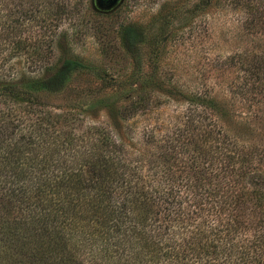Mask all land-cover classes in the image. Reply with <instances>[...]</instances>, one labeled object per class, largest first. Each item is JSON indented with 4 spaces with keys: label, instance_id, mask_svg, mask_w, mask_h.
Wrapping results in <instances>:
<instances>
[{
    "label": "trees",
    "instance_id": "1",
    "mask_svg": "<svg viewBox=\"0 0 264 264\" xmlns=\"http://www.w3.org/2000/svg\"><path fill=\"white\" fill-rule=\"evenodd\" d=\"M78 5L0 0V69L24 56L42 70L0 72V264H264V143L230 133L220 101L194 94L184 126L134 144L100 125L81 129L82 112L49 102L73 72L98 67L73 53V32L98 34L113 18L92 12L59 31ZM177 14L162 15L155 47ZM112 25L130 53L150 43L136 23ZM58 35L67 44L54 58ZM232 64L244 70L235 97L260 99L264 52L232 54Z\"/></svg>",
    "mask_w": 264,
    "mask_h": 264
},
{
    "label": "rangeland",
    "instance_id": "2",
    "mask_svg": "<svg viewBox=\"0 0 264 264\" xmlns=\"http://www.w3.org/2000/svg\"><path fill=\"white\" fill-rule=\"evenodd\" d=\"M18 1L22 0H10ZM71 1H77L81 9L73 8L72 17L63 21L59 31L70 26L72 32L95 12L113 14V18H101L103 29L98 34L95 28L85 27L73 32V53L98 67L73 72L67 92L48 99L82 112L76 121L81 129L100 125L134 144L144 132L155 128L158 141L186 124L195 108L191 105L195 94L221 102L228 112L222 122L230 133L264 143V94L260 99L235 97L244 70L232 64V54L264 52V0H212L198 9L195 5L200 0H120L110 8L100 7L97 0ZM53 2L57 0H50ZM174 10L178 14L170 33L155 47L152 38L162 15ZM113 21L136 23L148 33L150 43L139 47L137 53L128 52L117 30L112 29ZM26 32L32 36L38 29ZM60 37L53 40L54 58L66 48V40ZM24 65H31L24 67L27 71L42 72L40 62L26 63L24 56L6 63L0 72L9 68L16 73ZM142 96L141 105H132ZM120 111L131 117H119Z\"/></svg>",
    "mask_w": 264,
    "mask_h": 264
},
{
    "label": "water",
    "instance_id": "3",
    "mask_svg": "<svg viewBox=\"0 0 264 264\" xmlns=\"http://www.w3.org/2000/svg\"><path fill=\"white\" fill-rule=\"evenodd\" d=\"M119 1L120 0H106V2H105V0H97L99 6L102 7V8H105V7H107V8L114 7V6H116L118 4Z\"/></svg>",
    "mask_w": 264,
    "mask_h": 264
}]
</instances>
